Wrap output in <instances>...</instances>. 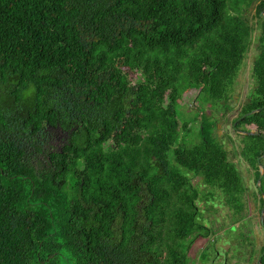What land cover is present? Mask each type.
<instances>
[{
	"label": "trees",
	"instance_id": "1",
	"mask_svg": "<svg viewBox=\"0 0 264 264\" xmlns=\"http://www.w3.org/2000/svg\"><path fill=\"white\" fill-rule=\"evenodd\" d=\"M244 2L255 21L237 0H0V264H190L213 232L197 200L241 212L214 120L187 143L177 106L198 93L230 107L257 29L254 86L232 121L257 179L264 0Z\"/></svg>",
	"mask_w": 264,
	"mask_h": 264
},
{
	"label": "rangeland",
	"instance_id": "2",
	"mask_svg": "<svg viewBox=\"0 0 264 264\" xmlns=\"http://www.w3.org/2000/svg\"><path fill=\"white\" fill-rule=\"evenodd\" d=\"M237 1L239 6L242 5V10L244 9L243 12L246 13L249 19L255 21L256 18H253L255 3H251L252 5L250 4L248 11L245 12V0ZM257 35L258 30L255 29L236 77L233 95L228 100L230 107L226 108L222 104H213L209 100H204L198 93L189 96L182 93L181 96L184 100L182 99V103L177 106L178 118L181 121L188 120L189 126L195 128L186 133L184 139L187 143L199 140L196 126L200 123L203 115L214 120L213 133L227 148L228 155L236 163L245 186V206L234 217L232 210L223 204L221 197L213 199L202 197L197 200L201 220L210 226L213 232L209 236L198 237L191 244L188 251L190 264H257L258 250L264 243V226L261 224L260 218L261 209L259 208L260 201L257 193L255 169L239 155L240 136L238 134L240 132L235 130L232 122L254 86L251 66L257 52ZM185 96H187V99ZM183 134H185V130H181L180 135ZM60 140V137H58L54 143L58 145L61 142ZM260 162L264 166V156L260 159ZM258 168L260 170L259 166ZM262 185L264 187V177ZM199 189L202 192L208 190L202 184H199ZM240 230L249 236L252 245H248V243L240 245L238 236H236ZM204 249L207 250L208 254L206 258L201 257ZM251 249H253L252 253Z\"/></svg>",
	"mask_w": 264,
	"mask_h": 264
},
{
	"label": "water",
	"instance_id": "3",
	"mask_svg": "<svg viewBox=\"0 0 264 264\" xmlns=\"http://www.w3.org/2000/svg\"><path fill=\"white\" fill-rule=\"evenodd\" d=\"M252 5V4H251ZM260 16L263 17L264 19V10L260 12ZM261 107L259 108H256V109H253L252 111H257L259 110ZM239 132H245V131H242V130H238ZM249 132V131H248ZM264 156V153L259 155L257 157V165L260 167V173H259V176L257 177V180H256V186L258 188V190L260 191L261 195L263 196L264 198V192L263 190L261 189V179H262V176L264 175V166H262L261 162H260V159ZM263 212H264V205L261 207V215H260V218H261V221H262V218H263ZM262 254H264V250H262V252L259 254V256L257 257V264H261V258H262Z\"/></svg>",
	"mask_w": 264,
	"mask_h": 264
}]
</instances>
